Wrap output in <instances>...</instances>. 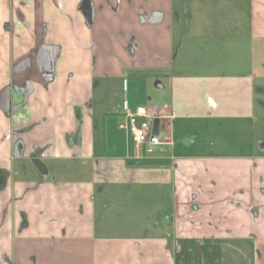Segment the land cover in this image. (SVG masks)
I'll list each match as a JSON object with an SVG mask.
<instances>
[{"label":"crops","instance_id":"crops-1","mask_svg":"<svg viewBox=\"0 0 264 264\" xmlns=\"http://www.w3.org/2000/svg\"><path fill=\"white\" fill-rule=\"evenodd\" d=\"M180 1L0 0V264H264V137L185 141L254 121L256 76L196 73L182 43L212 31L177 27ZM124 100L154 116V154Z\"/></svg>","mask_w":264,"mask_h":264},{"label":"rangeland","instance_id":"rangeland-1","mask_svg":"<svg viewBox=\"0 0 264 264\" xmlns=\"http://www.w3.org/2000/svg\"><path fill=\"white\" fill-rule=\"evenodd\" d=\"M178 10L181 14L176 21L177 27L196 26L198 30L211 29L213 32L208 30V33L201 32L199 39L179 41L183 48L190 44L195 56L197 48L202 51L199 58L187 60L195 65L196 73L244 75L251 72L256 76L253 82L254 121H242L244 127H240L239 121L218 119L212 120L208 128L202 122H195V128L200 131L188 136L186 143L191 139L201 141L207 152H220L222 146L219 144L226 142L232 144L235 151L243 144L255 145L257 138L264 137V37L253 35L251 27L263 25L264 11L254 14L252 0H183ZM138 94L146 101L144 92L140 90ZM213 141L215 145H211Z\"/></svg>","mask_w":264,"mask_h":264},{"label":"built area","instance_id":"built-area-1","mask_svg":"<svg viewBox=\"0 0 264 264\" xmlns=\"http://www.w3.org/2000/svg\"><path fill=\"white\" fill-rule=\"evenodd\" d=\"M128 81L123 80V90L127 91ZM122 112L124 121L120 123V128L127 130L132 144L137 151H144L147 155H152L157 148L165 141L154 128L155 118L144 106L132 108L129 100L122 102Z\"/></svg>","mask_w":264,"mask_h":264},{"label":"flooded vegetation","instance_id":"flooded-vegetation-1","mask_svg":"<svg viewBox=\"0 0 264 264\" xmlns=\"http://www.w3.org/2000/svg\"><path fill=\"white\" fill-rule=\"evenodd\" d=\"M1 100H4V98L1 96ZM3 104L5 105V101H3ZM262 150L264 151V142L261 144ZM261 193L264 195V188H261ZM264 214V203H258L256 206L255 216L261 217Z\"/></svg>","mask_w":264,"mask_h":264},{"label":"water","instance_id":"water-1","mask_svg":"<svg viewBox=\"0 0 264 264\" xmlns=\"http://www.w3.org/2000/svg\"><path fill=\"white\" fill-rule=\"evenodd\" d=\"M8 111V113H9V110H7Z\"/></svg>","mask_w":264,"mask_h":264}]
</instances>
